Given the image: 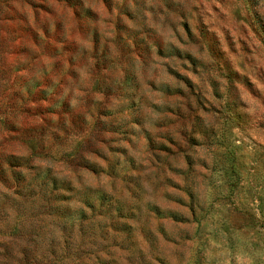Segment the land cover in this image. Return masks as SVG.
Wrapping results in <instances>:
<instances>
[{
    "label": "rangeland",
    "instance_id": "rangeland-1",
    "mask_svg": "<svg viewBox=\"0 0 264 264\" xmlns=\"http://www.w3.org/2000/svg\"><path fill=\"white\" fill-rule=\"evenodd\" d=\"M0 264H264V0H0Z\"/></svg>",
    "mask_w": 264,
    "mask_h": 264
}]
</instances>
